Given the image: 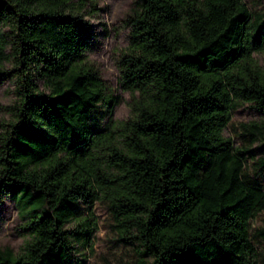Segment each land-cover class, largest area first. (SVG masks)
<instances>
[{"label": "trees", "instance_id": "1", "mask_svg": "<svg viewBox=\"0 0 264 264\" xmlns=\"http://www.w3.org/2000/svg\"><path fill=\"white\" fill-rule=\"evenodd\" d=\"M96 5L0 0V79L14 78L16 96L0 196L28 236L18 253L0 248V264H81L66 226L100 200L141 264H264L250 227L264 183L246 175L264 171V123L240 124L238 147L222 136L242 104L264 110L253 59L264 17L244 0H139L123 58L133 118L92 130L99 106L117 102L84 54Z\"/></svg>", "mask_w": 264, "mask_h": 264}, {"label": "rangeland", "instance_id": "2", "mask_svg": "<svg viewBox=\"0 0 264 264\" xmlns=\"http://www.w3.org/2000/svg\"><path fill=\"white\" fill-rule=\"evenodd\" d=\"M139 0H96V10L85 18L90 37L87 40L85 58L88 64L104 82L106 97L116 100L111 111L99 106L94 114L92 130L101 129L109 120L124 123L133 118L131 94L122 88L125 73L123 61L128 54L130 20ZM252 16L264 17V0H244ZM258 67L264 70V52L253 54ZM5 69L10 71L7 64ZM16 102L15 80L8 74L0 79V132L2 125L11 116L7 110ZM242 123H264V110L253 104L244 103L232 114L230 125L222 136L230 139L234 146L240 144ZM247 178L264 183V171L248 166ZM87 227L89 235L81 236V229ZM251 236L254 247L261 255L264 244L258 231L264 230V214L251 221ZM70 239L77 249L76 258L81 264H141L148 258L137 254V244L124 241L107 210L104 200L92 206L80 205L76 218L66 226ZM28 240L22 221L17 217L13 201L6 195L0 196V248L8 247L18 253Z\"/></svg>", "mask_w": 264, "mask_h": 264}]
</instances>
